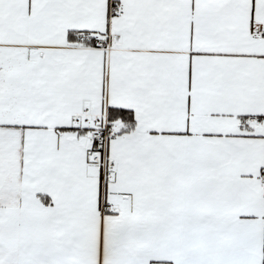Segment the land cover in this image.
Listing matches in <instances>:
<instances>
[{
  "label": "snow or ice",
  "instance_id": "snow-or-ice-1",
  "mask_svg": "<svg viewBox=\"0 0 264 264\" xmlns=\"http://www.w3.org/2000/svg\"><path fill=\"white\" fill-rule=\"evenodd\" d=\"M0 264H264V0H0Z\"/></svg>",
  "mask_w": 264,
  "mask_h": 264
}]
</instances>
